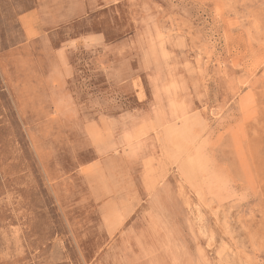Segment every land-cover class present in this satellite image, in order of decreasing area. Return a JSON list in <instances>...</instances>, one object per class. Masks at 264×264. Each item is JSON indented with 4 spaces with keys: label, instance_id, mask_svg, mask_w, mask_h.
Returning a JSON list of instances; mask_svg holds the SVG:
<instances>
[{
    "label": "rangeland",
    "instance_id": "1",
    "mask_svg": "<svg viewBox=\"0 0 264 264\" xmlns=\"http://www.w3.org/2000/svg\"><path fill=\"white\" fill-rule=\"evenodd\" d=\"M0 264H264V0H0Z\"/></svg>",
    "mask_w": 264,
    "mask_h": 264
},
{
    "label": "bare ground",
    "instance_id": "2",
    "mask_svg": "<svg viewBox=\"0 0 264 264\" xmlns=\"http://www.w3.org/2000/svg\"><path fill=\"white\" fill-rule=\"evenodd\" d=\"M180 15V14H179ZM228 16V15H227ZM231 58V57H230ZM222 67V66H221ZM243 91V90H242ZM235 110V109H234ZM208 122V121H207Z\"/></svg>",
    "mask_w": 264,
    "mask_h": 264
}]
</instances>
